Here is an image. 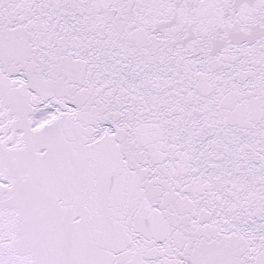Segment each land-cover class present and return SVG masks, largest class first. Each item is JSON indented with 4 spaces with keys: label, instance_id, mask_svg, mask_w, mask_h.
<instances>
[{
    "label": "snow or ice",
    "instance_id": "obj_1",
    "mask_svg": "<svg viewBox=\"0 0 264 264\" xmlns=\"http://www.w3.org/2000/svg\"><path fill=\"white\" fill-rule=\"evenodd\" d=\"M0 264H264V0H0Z\"/></svg>",
    "mask_w": 264,
    "mask_h": 264
}]
</instances>
